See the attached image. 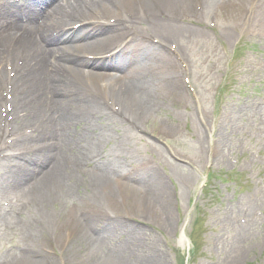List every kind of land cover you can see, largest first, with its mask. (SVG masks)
<instances>
[{
  "label": "rangeland",
  "instance_id": "1",
  "mask_svg": "<svg viewBox=\"0 0 264 264\" xmlns=\"http://www.w3.org/2000/svg\"><path fill=\"white\" fill-rule=\"evenodd\" d=\"M151 1H155L157 8H161L171 19V10L175 7L169 3L171 0H146L147 5L142 8L146 11L152 8L153 17L162 19ZM207 10L208 8L204 14L209 15ZM183 12L182 8L178 9V15L174 16H181ZM215 14L221 16L217 12L211 15ZM164 20L159 22V27L162 26L168 31L169 36H173ZM145 27H147L146 33ZM152 27L158 28L156 25ZM134 30L139 35H147L148 32L155 35L161 33V30H152L144 24H139ZM258 31L262 35L254 30L257 37L252 38L254 35L249 30L244 28L237 30L239 35L236 39L239 40V46L235 56L237 60L233 64L234 72H231L224 81V86L232 89L234 95L230 99L231 104L222 110L223 115L212 116L209 108L212 98L209 93L211 84H208L209 79L207 80L206 76L209 74L200 64L201 52L205 48L203 45H209L208 41L203 39V43H200L199 35L194 37L193 34L189 35L186 32L181 35L182 41L185 42L183 47L173 37L163 41L165 46L173 44L178 59L182 58L183 63H181L185 65L192 92L183 90L182 93H185L181 98L175 93L174 84L179 79L176 72V67L179 68L178 60L171 62L166 57L165 51L164 55L160 53L150 57L149 62L145 63L150 73L141 76L146 83L141 86H148V91L152 92L154 98L153 102L147 105L148 114L143 113L139 123L133 121L132 126H127L120 119H115L113 122L93 109L96 100L87 97L90 95L86 93V87L95 86V93L104 94L106 97L110 94L99 89V86L107 83L101 82L100 78L88 79L77 88V91H71L78 102L83 101L81 108H77L78 103L75 100L76 108L66 107V111L67 109L73 111L72 127L76 131H70L56 124L55 134L60 135L59 138L46 134L37 141L41 144L52 142L53 151L49 149L52 151V156L59 155L61 161L57 163H64L65 166L68 164L66 166L68 172L72 171V175L74 173L66 183L61 181L59 187L56 186L58 185L56 181L51 183L49 180L47 184L53 191L63 190L62 193L57 194V198L62 199V203L49 204L45 214L35 211L38 203L31 207L33 201L28 193V187L41 180L51 165L44 167L43 170L41 166L38 167L39 169L30 167L16 172L8 164H0V264H15L13 257L15 259L24 257L29 262L42 264H93L91 261L93 262L94 259H98L94 264H174V261L175 264H181L177 261L176 255L184 253L187 246L178 245L179 235L177 239H170V235L177 229L176 215L174 214L171 220L162 218L165 216L164 210L159 204V196L162 195L163 198H168L172 210L170 199L172 191L169 182L175 185L174 189L180 195L186 212V215H182L178 211L182 220L179 229L183 228L184 233L189 235L195 244L189 264H264V136L259 137L262 132L248 138L246 136L252 132L253 127L257 126V129H260V122L264 120V109L258 108L261 107L260 103H263L256 99L264 95L260 91V87L264 88V27H258ZM119 37L121 34L105 46L104 42L109 36L104 40L98 37L93 41H82L81 45L100 46L101 50H104L114 45ZM224 47L225 50H229L230 42L224 44ZM167 72L169 77L164 76ZM127 74L124 72L123 75L127 77ZM111 75L118 76L116 73ZM209 76L212 80L218 79L217 74ZM164 77L171 81L169 85L162 81ZM54 85L53 81L49 80L44 84L27 85L21 101L34 99L35 102L40 99L43 100V106L45 103L50 105L49 103L53 101H47L45 96L48 95L49 100L63 97L62 93L55 90L57 86ZM112 85L113 83L110 84ZM221 98L223 97L220 96L218 100L220 104ZM111 100L117 104L120 114L124 117L137 116L138 109L135 106L131 108V113L130 109L121 107L114 99ZM193 101H196L198 108L207 118L212 119L211 123L207 121L206 126L203 119L205 129L197 120L194 111L196 105L192 104ZM100 103L110 113L108 111L110 107L104 98L100 99ZM25 105H28V102ZM184 105L190 106L188 111H184L182 108ZM232 107L241 113L239 118L237 115L227 116L229 111L233 110ZM39 119L40 121L37 122H41V117ZM35 122L26 123L18 128V131L28 128ZM132 127L138 128L144 134L139 131L138 133ZM44 129L46 131L48 126ZM174 132L179 136L167 141L164 134ZM1 135L2 130H0ZM14 145L16 152L17 150L22 154L29 152V145L21 144L19 137L14 140ZM243 149L253 153L249 155ZM98 154L102 155L99 159ZM178 155H185L193 160L197 170L194 171L187 165L177 162ZM90 160H93L90 169H84L83 164ZM74 166L79 171L85 172H74ZM98 168L102 169L101 176H106L108 183L114 188V194H109L108 200L98 197V201H95L89 194L93 186L92 176L100 172ZM157 169L161 172L159 173ZM142 170L152 171L151 174L156 177L154 182L157 183L158 180L164 184L166 193L157 192V196L154 197L155 195L144 185L138 184L137 176H140ZM206 171L209 172L210 178L199 188L202 183L201 175ZM170 176L172 182L167 181ZM40 182L35 186L41 185ZM64 192L65 196H63ZM14 197L19 198L20 202L12 207L2 208L3 202L14 201ZM139 199H141L140 203ZM81 201L93 203L78 204ZM96 209L99 210V214L96 213ZM15 212H18L19 216H16ZM253 212L261 215L250 226L240 230L237 219L250 217ZM6 213L10 216L3 218L2 215ZM76 215H78L76 223L70 221L72 216ZM109 217H118L122 220L118 219L115 222L116 219L113 218L110 221ZM83 220L89 221L85 224V232L81 225ZM55 224H57L56 229ZM102 224L113 231L106 230L104 232L108 233H104ZM162 225L165 226L164 229L161 228ZM60 228L69 233L67 238L63 237ZM92 230L94 232L90 233ZM233 235L238 237L234 240ZM59 238V243L63 244L61 246L56 242ZM49 242L56 244L55 246L60 250L55 251L53 248V253L59 255L62 262H59L53 253L49 256L43 253V248L45 251H50ZM87 245L89 251L83 254L82 250L87 248ZM173 246L177 249H173ZM25 248L28 249L27 252ZM144 258L147 260L143 261Z\"/></svg>",
  "mask_w": 264,
  "mask_h": 264
},
{
  "label": "bare ground",
  "instance_id": "2",
  "mask_svg": "<svg viewBox=\"0 0 264 264\" xmlns=\"http://www.w3.org/2000/svg\"><path fill=\"white\" fill-rule=\"evenodd\" d=\"M78 2V0H76ZM142 3V6L147 5L146 4V0H140ZM174 1H179V0H174ZM34 3H36V0L33 1ZM118 2L120 3L121 7H124L125 10H128V8H131L130 5V0H118ZM207 4L210 5V7H214L215 6H225V5H230L231 3H237V0L235 1H229L227 0V2H224L223 0H206ZM246 0H240V3H238L241 6H244ZM40 3V1L37 3V5ZM42 3H45L44 0H42ZM48 5H52L51 6V11H52V15L51 17L55 18L56 20L59 19V16H55V12L60 10L59 5L54 4L55 0H49ZM140 3V4H141ZM54 4V5H53ZM110 1L109 0H85V3L83 6H79V5H75V3H73V8L75 9V7H77V9L80 11L79 13L83 16V20H90L91 18L94 17H90L89 15V11L91 8H93L94 11H97V8L99 6H101V8L103 9H108L109 11H112L110 13H113L112 16L117 15V16H121L122 13H119L118 11H114L113 7L110 6ZM72 8V11H73ZM68 12H71V8H69L67 10ZM128 12V11H127ZM77 18H79V15H76ZM109 17V16H108ZM107 17V18H108ZM116 17V16H115ZM100 18H103V15H100ZM106 18V19H107ZM73 19V18H72ZM104 19V18H103ZM111 21V18H109L108 22ZM140 21H142V19H140ZM46 22V21H45ZM44 22V23H45ZM124 22V21H123ZM121 22L120 20L115 19L112 23L113 26H120L121 24H124L126 22ZM149 25H151V29L152 30H161V37L167 38L168 36V31L166 29H164L162 26L159 27V22L157 21H152L150 20ZM158 26V28H154L152 26ZM46 26L43 24L41 27V31L46 30ZM169 32H172L170 30V28H168ZM111 33L115 32V29H110ZM101 31H91V34H86L84 39L87 41H93V39H97L99 36L97 33H100ZM76 34L75 37L73 39L70 38V40L68 41V43L73 44L75 42L79 43L78 41H80V39H82V36ZM92 36V37H90ZM112 36V35H111ZM114 36L110 37L109 39H107L108 41L110 39H112ZM102 40L106 39L104 35H101ZM62 40V39H61ZM1 48H8V51L6 53V51L0 50V63H2L4 61V57L7 55H13L14 53H16L17 49L23 50L25 52V57L28 58L27 59V63L24 66V70L23 73L21 71L20 75H26L28 78L30 79H34L36 77V75L39 74V71L42 68H44V75L45 76H49L52 73V69H53V76H52V80H55L56 85L59 88H63L64 90H70L73 89L74 87H76L77 85L82 84L83 80H87V79H94L97 78L95 76H91V74L84 76L81 70L78 69L79 66H75L73 68H71V66L65 67L64 65L66 64V60L63 57V47H56L54 48L52 51H47L46 50L40 51L38 48V44L36 43V39H28L27 41L22 40L19 36H17L16 34H11L8 33L3 39H0V49ZM88 48H94L93 46L88 47ZM43 54L42 56L39 57H35V59L39 60L38 62L35 63L34 59H29V57L31 55L35 56L36 54ZM134 54L135 58H130L128 61L130 63H132L131 68H125V71L128 73L127 77L129 79L125 80L124 78H111L108 77L110 82L114 83V86L109 90H112L114 92V99L116 102L120 103L121 107L127 109V110H131V108L133 106L136 107V109H138V111L140 112V116L144 113L148 112V107L147 105L149 103L153 102V96H152V92L148 91V86H141L143 84H146L144 82V77L141 78V76L143 74L148 75L150 72L148 71L147 65H145L144 62H142L145 59H149V57H153L155 55H157L158 53H156V48H151V47H146L142 44H137L135 50H134ZM48 55L51 56V58L49 57L48 59ZM6 59V57H5ZM2 61V62H1ZM94 67L97 68H104L103 64L101 63H96L95 65H93ZM116 69H120V64H116V62L114 64H112V67H115ZM164 76H168L169 77V73L167 72ZM56 79H58V81L63 82L64 84L60 85L56 82ZM98 80V78H97ZM171 83V81H166V84L169 85ZM141 86V87H139ZM174 88L176 90H181V85L178 87L177 84H174ZM68 98V97H67ZM68 102H71V104H73V101L65 99ZM94 102V101H93ZM96 105H94L93 109L97 112L100 113V105L98 102H95ZM99 105V106H98ZM92 108V107H91ZM148 114V113H147ZM140 116L135 117L134 119H139V121L141 120ZM71 115H63V118H70ZM44 156H47L44 154ZM29 163V164H28ZM45 163L48 164L47 161H45ZM27 164V166L25 167V165ZM32 163L29 162L28 160L21 163L20 167L16 168V172L20 171L21 169H23L24 167L27 168L29 166H31ZM37 167H35L34 169H36ZM39 169V168H38ZM73 176V175H72ZM72 176H70L68 174L67 169L65 168L64 165H60L59 163H55L53 167L49 168L46 170V172L44 173V177L41 178V185L37 186L36 188H33L30 196L35 199L36 203H38V205L40 206L39 208L36 209L37 212L39 213H44V211L46 212L47 210V205H48V200L51 196L54 195V191L51 190L50 187L47 186L49 180L51 181V183L53 181H57V182H67L69 181V177L72 178ZM93 179V180H92ZM91 181H92V185H93V189L90 191V196L91 198H93L95 201H98L97 199H99L98 197L102 198V200L104 199H108L109 198V194H114V188H112L110 186V184L108 183V179L106 178V176L102 175L101 176V172H99L96 175H93ZM107 179V180H106ZM150 181V180H149ZM148 189L149 191H156L155 189H153L151 186L147 185V181H144L143 183ZM153 185L158 186L159 188H161V190H163V186H161L159 183L153 182ZM116 193V191H115ZM139 203L141 202V199H139L138 201ZM14 259L15 264H42L40 262H29L26 259H24V257H21L19 259Z\"/></svg>",
  "mask_w": 264,
  "mask_h": 264
}]
</instances>
